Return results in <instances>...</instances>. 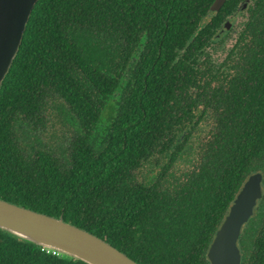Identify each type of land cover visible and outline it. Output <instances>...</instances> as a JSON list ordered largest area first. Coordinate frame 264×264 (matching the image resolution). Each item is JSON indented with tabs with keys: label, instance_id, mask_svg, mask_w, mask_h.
Here are the masks:
<instances>
[{
	"label": "trees",
	"instance_id": "obj_1",
	"mask_svg": "<svg viewBox=\"0 0 264 264\" xmlns=\"http://www.w3.org/2000/svg\"><path fill=\"white\" fill-rule=\"evenodd\" d=\"M214 1L39 0L0 90V199L139 264H211L264 175V0ZM57 102L71 139L28 148ZM247 230L242 264H264V195ZM0 264L85 263L0 230Z\"/></svg>",
	"mask_w": 264,
	"mask_h": 264
},
{
	"label": "water",
	"instance_id": "obj_2",
	"mask_svg": "<svg viewBox=\"0 0 264 264\" xmlns=\"http://www.w3.org/2000/svg\"><path fill=\"white\" fill-rule=\"evenodd\" d=\"M39 0H0V90L20 50ZM227 0H215L212 11ZM245 3L242 10L246 9ZM226 22L219 37L230 30ZM264 175L248 176L217 230L207 256L211 264H242L239 240L264 195ZM0 230L25 242L85 264H139L110 243L62 216L54 217L0 199Z\"/></svg>",
	"mask_w": 264,
	"mask_h": 264
},
{
	"label": "rangeland",
	"instance_id": "obj_3",
	"mask_svg": "<svg viewBox=\"0 0 264 264\" xmlns=\"http://www.w3.org/2000/svg\"><path fill=\"white\" fill-rule=\"evenodd\" d=\"M64 114H66V112L63 111V108L60 107L58 102L50 104L48 111L49 121L47 126L39 131L40 136L38 134L32 136L26 134L22 135V139L27 143V147H35L39 149L50 147L57 152L64 148L67 142L71 139L73 133L72 129L69 128L68 120L65 118ZM247 227L248 224L243 227L242 235L239 240V246L241 249L244 240L242 237H245V232L248 231Z\"/></svg>",
	"mask_w": 264,
	"mask_h": 264
},
{
	"label": "flooded vegetation",
	"instance_id": "obj_4",
	"mask_svg": "<svg viewBox=\"0 0 264 264\" xmlns=\"http://www.w3.org/2000/svg\"><path fill=\"white\" fill-rule=\"evenodd\" d=\"M240 247V246H239ZM240 250H241V247H240ZM241 254H242V258H243V252H242V250H241Z\"/></svg>",
	"mask_w": 264,
	"mask_h": 264
},
{
	"label": "built area",
	"instance_id": "obj_5",
	"mask_svg": "<svg viewBox=\"0 0 264 264\" xmlns=\"http://www.w3.org/2000/svg\"><path fill=\"white\" fill-rule=\"evenodd\" d=\"M54 253H56V252H54ZM56 254H58V253H56Z\"/></svg>",
	"mask_w": 264,
	"mask_h": 264
}]
</instances>
